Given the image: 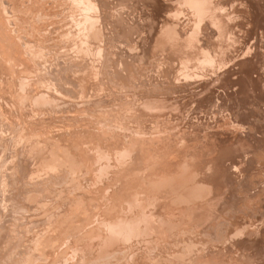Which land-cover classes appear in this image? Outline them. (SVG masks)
Returning a JSON list of instances; mask_svg holds the SVG:
<instances>
[{
	"label": "rangeland",
	"instance_id": "rangeland-1",
	"mask_svg": "<svg viewBox=\"0 0 264 264\" xmlns=\"http://www.w3.org/2000/svg\"><path fill=\"white\" fill-rule=\"evenodd\" d=\"M83 1L93 28L80 0H0V264H264V0Z\"/></svg>",
	"mask_w": 264,
	"mask_h": 264
},
{
	"label": "bare ground",
	"instance_id": "bare-ground-1",
	"mask_svg": "<svg viewBox=\"0 0 264 264\" xmlns=\"http://www.w3.org/2000/svg\"><path fill=\"white\" fill-rule=\"evenodd\" d=\"M82 1H83V0H82ZM82 1L80 0V3L83 4V6H84L83 9L85 10L83 13L86 14V15L84 16V18H85L84 21H86V23L89 24L88 26H91L92 24L94 25L95 22L93 21L92 17H91V16H88V15H90V14H89V13H88V14L85 13V12H87V10L89 11V8L91 7L90 5H92V4L90 3V5H89L88 3L86 4V1H83V2H82ZM87 1H88V0H87ZM166 1H167V0H166ZM188 1H189V0H186V2L188 3L187 5H189V3H190V1H189V2H188ZM195 1H197V3H199L198 0H194V5H193V0H192L191 3H192L193 6H192V5H191V6L194 7L193 9L196 10L198 7L196 8L195 6H198V5L200 6V4L196 5ZM214 1H216V0H214ZM226 1H227V0H226ZM226 1H225V3H226ZM232 1H233V0H232ZM237 1H239V0H237ZM237 1H235V2H237ZM242 1H243V0H242ZM84 2H85V3H84ZM88 2H90V1H88ZM91 2H92V1H91ZM104 2H105V1H104ZM171 2H172V0H171ZM174 2H175V1H174ZM177 2H178V1H177ZM205 2H207V0H206ZM205 2H204V0H203V3H204V4H206ZM208 2H209V1H208ZM208 2H207V3H208ZM210 2H212V1H210ZM229 2H230V1H229ZM239 2H240V1H239ZM99 3H100V2H99ZM184 3H185V1H184ZM191 3H190V4H191ZM200 3L202 4V1H201V0H200ZM231 3H233V2H231ZM242 3H244V1H243ZM94 4H95V3H94ZM166 4H167V3H166ZM175 4H176V5H179V4H177V3H175ZM175 4H174V5H175ZM182 4H183V3H182ZM182 4H180V5H182ZM213 4H214V3H213ZM216 4L218 5V3H216ZM216 4H215V5H216ZM219 4H220V3H219ZM222 4H223V3H222ZM234 4H236V3H234ZM102 5H103V4H102ZM109 5H110V4H109ZM171 5H172V4H171ZM183 5L185 6V4H183ZM183 5H182V7H183ZM187 5H186L185 7H187ZM202 5H203V4H202ZM202 5L200 6V8L202 7ZM215 5H214V6H215ZM224 5H226V4H224ZM227 5H229V4L227 3ZM232 5H233V4H232ZM238 5H239V8H240V5H241V4H238ZM77 6H78V4H77ZM88 6H89V7H88ZM92 6H93V5H92ZM96 6H97V5H96ZM113 6H114V5H113ZM191 6L189 5V7H191ZM209 6H210V7H209ZM209 6H206V5L204 6V5H203V7L201 8L202 10L198 8L197 10H200V11H197V10H196V11L198 12V13H197V12L194 10V12L197 13V15H201V16H202V14H200L199 12H206V14H208V13H209V14H210V13H213V12H211V10H212L213 7H212V5H211L210 3H209ZM220 6H221V5H220ZM220 6H219V7H220ZM222 6H223V5H222ZM243 6H244V4H243ZM243 6H241V7H243ZM247 6H248V5H247ZM247 6H246V7H247ZM81 7H82V6H81ZM146 7H147V6H146ZM161 7H162V6H161ZM167 7H168V6H167ZM174 7H175V6H174ZM211 7H212V8H211ZM219 7H218V8H219ZM248 7H249V6H248ZM67 8H69V7H67ZM73 8H74V7H73ZM77 8H78V7H77ZM95 8H96V7H95ZM101 8H102V7H101ZM139 8H140V7H139ZM155 8H156V6H155ZM168 8H169V7H168ZM179 8H181V7H179ZM218 8H217V9H218ZM223 8H224V9H223V11H224V10H226L227 7H226V6H225V7L223 6ZM80 9H81V8H80ZM171 9H172V8H171ZM184 9H185V8H184ZM191 9H192V8H191ZM210 9H211V10H210ZM231 9H235V8H231ZM231 9H230V10H231ZM242 9H243V8H242ZM96 10H97V8H96ZM109 10H110V9H109ZM165 10H166V9H165ZM178 10H179V9H178ZM220 10H222V9H220ZM235 10H236V9H235ZM246 10H248V9H246ZM250 10H251V9H250ZM252 10H253V9H252ZM80 11H81V10H80ZM80 11H79V12H80ZM93 11H94V10H93ZM106 11H107V10H106ZM111 11H112V10H111ZM158 11H159V10H158ZM181 11H182V8H181ZM184 11H185V10H184ZM191 11H192V10H191ZM212 11H214V10H212ZM218 11H219V9H218ZM223 11H221V14H222ZM228 11H229V10H228ZM239 11H240V10H239ZM242 11H243V10H242ZM96 12H97V11H96ZM102 12H103V11H102ZM162 12H163V11H162ZM162 12H161V13H162ZM165 12H167V11H165ZM172 12H173V11H172ZM175 12H176V10H175ZM186 12H187V10H186ZM188 12H189V11H188ZM188 12H187V13H188ZM219 12H220V11H219ZM225 12H226V11H225ZM225 12H224V13H225ZM236 12H237V11H236ZM11 13H12V12H11ZM159 13H160V12H159ZM176 13H177V12H176ZM178 13H179V12H178ZM183 13H184V12H183ZM187 13H186V14H187ZM192 13H193V12H192ZM214 13H215V12H214ZM214 13L212 14L211 17L214 16ZM216 13H218V12H216ZM216 13H215V14H216ZM224 13H223V14H224ZM226 13H227V12H226ZM231 13H232V12H231ZM72 14H73V13H72ZM95 14H96V13H95ZM152 14H153V13H152ZM166 14H168V13H166ZM184 14H185V13H184ZM221 14H220V15H221ZM223 14H222V17L224 16ZM234 14H235V13H234ZM78 15H79V14H78ZM80 15H81V13H80ZM113 15H114V14H113ZM156 15H157V14H156ZM170 15L173 16V14H170ZM178 15H179V14H178ZM178 15H177V16H178ZM190 15H191V13H190ZM190 15H189V16H190ZM197 15H196V16H197ZM227 15H228V14H227ZM227 15H226V17H229V16H227ZM243 15H246V13L243 14ZM247 15H248V14H247ZM75 16H76V15H75ZM93 16H94V15H93ZM95 16H96V15H95ZM111 16H112V15H111ZM172 16H171V18H172ZM193 16H194V13H193ZM196 16H195V17H196ZM208 16H209V15H208ZM218 16H219V15H218ZM239 16H240V15H239ZM154 17H155V16H154ZM157 17H158V16H157ZM157 17H155V18H157ZM162 17H163V16H162ZM182 17H183V15H182ZM185 17H186V16H185ZM197 17H198V16H197ZM204 17L206 18V16H203V18H204ZM224 17H225V16H224ZM224 17H223V18H224ZM226 17H225V18H226ZM231 17H232V18H231L230 21H232V19H233V15H232V14H231ZM235 17L237 18L236 14H235L234 18H235ZM97 18H98V17H97ZM187 18H188V20H189V18H191V17H187ZM200 18H201V17H200ZM203 18H201V19H203ZM213 18H214V17H213ZM215 18H216V16H215ZM215 18H214V19H215ZM218 18H219V17H218ZM236 18H235V19H236ZM239 18H240V17H239ZM246 18H247V17H246ZM10 19H11V18H10ZM176 19H179V18H176ZM184 19H185V18H184ZM211 19H212V18H211ZM229 19H230V18H229ZM229 19H228V20H229ZM109 20L111 21V19H109ZM157 20H158V19H157ZM160 20H161V19H160ZM167 20H168V19H167ZM182 20H183V19H182ZM192 20H193V19H192ZM194 20H195V19H194ZM207 20H208V19H207ZM207 20H206V21H207ZM217 20H218V19H217ZM226 20H227V19H226ZM226 20H225V21H226ZM236 20H237V19H236ZM148 21H149V20H148ZM161 21H162V20H161ZM170 21H171V20H170ZM201 21L203 22V20H201ZM218 21H219V20H218ZM221 21H222V19H221ZM238 21H239V19H238ZM238 21H237V22H238ZM111 22H112V21H111ZM172 22H173V21H172ZM177 22H178V21H177ZM177 22H176V25H177ZM182 22H183V21H182ZM195 22H196V21H195ZM198 22H199V21H198ZM210 22H211V21H210ZM234 22H235V20H234ZM237 22H236V24H237ZM240 22H242V21H240ZM77 23H78V21H77ZM169 23H170V22H169ZM178 23H179V22H178ZM204 23H206V22L204 21ZM207 23H209V22H207ZM214 23H216V22L214 21L213 24H214ZM221 23H222V22H221ZM229 23H231V22H229ZM105 24H106V23H105ZM110 24H111V23H110ZM161 24H162V22H161ZM180 24H182V23H180ZM190 24H191V23H190ZM190 24H189V21H188V24H187V25H190ZM200 24H201V23H200ZM216 24H217V23H216ZM216 24H215V25H216ZM219 24H220V22H219ZM246 24H247V23H246ZM246 24H244V25H246ZM252 24H253V23H252ZM98 25H99V24H98ZM163 25H164V24H163ZM167 25H168V24H167ZM167 25H166V26H167ZM173 25H174V24H173ZM182 25H183V24H182ZM182 25H180V26L182 27ZM196 25H197V24H196ZM202 25H203V24H202ZM209 25H210V24H209ZM209 25H207L206 28H209V27H208ZM225 25H226V24H225ZM229 25H230V24H229ZM232 25H233V24H232ZM247 25H248V24H247ZM147 26H148V25H147ZM171 26H172V25H171ZM171 26L169 27V29H171V31H172L173 28H172ZM190 26H191V25H190ZM210 26H211V25H210ZM241 26H242V25H241ZM95 27H96V26H95ZM102 27H103V26H102ZM109 27H110V26H109ZM167 27H168V26H167ZM200 27H201V25H200ZM91 28H93V27L91 26ZM96 28H97V27H96ZM157 28H158V27H157ZM160 28H161V27H160ZM174 28H176V27H174ZM177 28H180V27H177ZM188 28H189V27H188ZM193 28H194V26H193ZM193 28H192V29H193ZM204 28H205V27H204ZM216 28H217V26H216ZM231 28H232V27H231ZM236 28H237V25H236ZM236 28L234 27V29H236ZM242 28H244V27H242ZM88 29H89V28H88ZM88 29H87V30H88ZM145 29H146V28H145ZM189 29H190V28H189ZM189 29H188V30H189ZM209 29H210V28H209ZM212 29H213V28H212ZM223 29H224V28H223ZM229 29H230V28H229ZM232 29H233V28H232ZM87 30H86V31H87ZM105 30H106V29H105ZM108 30H109V29H108ZM158 30H159V28L157 29V31H158ZM160 30H162V28H161ZM160 30H159V31H160ZM165 30H166V29H165ZM176 30H178V29H176ZM184 30H185V28H184ZM194 30H195V28H194ZM196 30H197V28H196ZM196 30H195V31H196ZM221 30H222V29H221ZM243 30H244V29H243ZM250 30H251V29H250ZM250 30H249V31H250ZM103 31H104V30H103ZM106 31H107V30H106ZM168 31H169V30H168ZM174 31H175V30H173L172 32H174ZM179 31H181V30H179ZM179 31H177V32H179ZM190 31H191V30H190ZM192 31H193V30H192ZM201 31H202V30H201ZM201 31H200V32H201ZM209 31H210V30H209ZM240 31H241V30H240ZM88 32H89V31H88ZM91 32H92V30H91ZM94 32H95V31H94ZM94 32H93V33H94ZM142 32H143V31H142ZM142 32H141V34H142ZM161 32H162V31H161ZM181 32H183V31H181ZM184 32H186V31H184ZM200 32L198 31V33H200ZM210 32H211V31H210ZM235 32H236V30H235ZM124 33H125V32H124ZM162 33H163V32H162ZM162 33H160V34L158 33V35H161V36H162ZM166 33H168V32H165V34H166ZM196 33H197V31H196ZM206 33H207V32H206ZM215 33H216V31H215ZM223 33H224V32H223ZM253 33H254V32H253ZM261 33H262V32H261ZM90 34H91V33H90ZM104 34H105V33H104ZM154 34H155V33H154ZM165 34H164V35H165ZM169 34H171L172 36H170ZM169 34H166V35H167V37L170 36V39H171V40H173V39H172L173 37H175L176 40H178L179 37H178V38L176 37L177 34H178V36H181V35H179V33H177L176 36H173V34L175 35V33H171V32H170ZM184 34H185V33H184ZM188 34H189V32H188ZM188 34H187V35H188ZM192 34L194 35L195 33H192ZM192 34H191V35H192ZM200 34H201V33H200ZM202 34H204V32H203ZM211 34H212V33H211ZM232 34H233V33H232ZM235 34H237V33H235ZM235 34H234V35H235ZM240 34H241V33H240ZM245 34H247V33H245ZM147 35H148V34H147ZM164 35H163V36H164ZM182 35H183V34H182ZM185 35H186V34H185ZM185 35H184V36H185ZM191 35H190V37H191ZM195 35H196V34H195ZM206 35H207V34H205V36H206ZM213 35H214V34H213ZM230 35H231V34H230ZM237 35H238V34H237ZM86 36H87V34H86ZM93 36L95 37L96 34L94 33V35H92V37H93ZM100 36H101V35H100ZM102 36H103V35H102ZM107 36H108V35H107ZM198 36H199V35H198ZM261 36H262V35H261ZM144 37H145V36H144ZM159 37H160V36H159ZM164 37H165V36H164ZM181 37H182V36H181ZM188 37H189V36H188ZM193 37H194V36H193ZM193 37H191V38H193ZM208 37H211V36H210V33H209V36H208ZM225 37H226V36H225ZM233 37H234V36H233ZM240 37H241V36H240ZM182 38H183V37H182ZM205 38H206V37H205ZM212 38H213V37H212ZM252 38H254V36H253ZM257 38H258V37H257ZM95 39H96V38H95ZM132 39H133V38H132ZM164 39L166 40V38H164ZM188 39H190V38H188ZM195 39H196V38H195ZM195 39H194V40H195ZM199 39L201 40V38H199ZM227 39H228V38H227ZM229 39H230V38H229ZM234 39H235V38H234ZM250 39H251V38H250ZM250 39H249V40H250ZM262 39H263V38H262ZM141 40H142V39H141ZM158 40H159V39H158ZM161 40H162V39H161ZM165 40H164V41H165ZM186 40H187V39H186ZM186 40H185V41H186ZM190 40H192V39H190ZM190 40H187L188 43L185 42V43H187L186 45H188V44L190 45V44H191V41H190ZM222 40H223V37H222ZM230 40H232V38H231ZM230 40H229V41H230ZM242 40H243V39H242ZM249 40H248V41H249ZM183 41H184V40H183ZM192 41H193V40H192ZM202 41H203V40H201V42H202ZM207 41H208V40H207ZM211 41H213V40H211ZM235 41H236V40H235ZM240 41H241V40H240ZM147 42H148V41H147ZM151 42H152V41H151ZM154 42H155V41H154ZM156 42H157V41H156ZM166 42H169V41H166ZM179 42H180V41H179ZM198 42H199V40H198ZM198 42H192V43H194V44H195V43L198 44ZM201 42H200V43H201ZM215 42H216V41H215ZM215 42H214V43H215ZM227 42H228V41H227ZM241 42H242V41H241ZM245 42H246V41H244V43H245ZM251 42H253V41L251 40ZM261 42H262V41H261ZM0 43H1V42H0ZM93 43H94V42H93ZM161 43H162V41H161ZM164 43H165V42H164ZM176 43H177V42H176ZM181 43H183V42H181ZM200 43H199V44H200ZM259 43H260V42H259ZM76 44H77V43H76ZM88 44H89V43H88ZM133 44H134V43H133ZM156 44H157L158 46L161 45L160 43H155V44H153V45H156ZM178 44H179V43H178ZM81 45H82V44H81ZM81 45H80V46H81ZM84 45H86V44H84ZM91 45H92V43L90 44L89 47L92 48ZM134 45H135V44H134ZM141 45H142V44H141ZM141 45H140V46H141ZM189 45H188V49L190 48ZM212 45H213V44H212ZM215 45H216V44H215ZM235 45H236V44H235ZM243 45H244V44H243ZM250 45H251V44H250ZM80 46H79V47H80ZM132 46H133V45H132ZM158 46H157V47H158ZM178 46H181V45L179 44ZM183 46H184V45H183ZM196 46H197V45H196ZM200 46H202V45H200ZM200 46H199V48H200ZM207 46H208V45H207ZM207 46H206V44H205V46H204V44H203V47H202V48L207 47ZM229 46H230V45H229ZM229 46H228V47H229ZM231 46H232V45H231ZM231 46H230V47H231ZM87 47H88V46H87ZM87 47H86V48H87ZM136 47H138V46L136 45ZM159 47H160V46H159ZM161 47H163V46H161ZM164 47H167V45L164 46ZM175 47H176V44H175ZM248 47H249V46H247V48H248ZM254 47H255V46H254ZM119 48H120V47H119ZM138 48H139V47H138ZM138 48H136V49H138ZM171 48H172V47H171ZM193 48H194V47H192V44H191V49H193ZM196 48H197V47H196ZM199 48H198V49H199ZM202 48H200L201 51H202ZM207 48H208V47H207ZM207 48H206V49H207ZM231 48L233 49V47H231ZM80 49H81V48H79V50H80ZM83 49H84V48H83ZM83 49H81V52H82ZM96 49H98V48H96ZM163 49H165V48H163ZM188 49H187V50H188ZM198 49H197V50L195 49V51H194V49H193L192 52L194 51V53H195L196 51H199V54H200L201 52H200V50H198ZM206 49H205V50H206ZM87 50H88V49H87ZM91 50H92V49H91ZM93 50H94V48H93ZM151 50H152V49H151ZM154 50H156V48H154ZM154 50H153V51H154ZM172 50H173V49H172ZM185 50H186V49H185ZM205 50H204V51H205ZM236 50H237V49H236ZM83 51H84V50H83ZM96 51H97V50H96ZM96 51H95V55L97 54ZM115 51H116V50H115ZM159 51H160V49H159ZM163 51H164V50H163ZM180 51H182V50H180ZM190 51H191V50H190ZM190 51H189V55H188V53H186V51H185V53H186L188 56H190V54H191V56H193V53H192V52L190 53ZM212 51L215 52L214 50H212ZM225 51H226V50H225ZM243 51H244V50H243ZM247 51L249 52L248 49H247ZM247 51H245V52H247ZM75 52H76V51H75ZM79 52H80V51H79ZM102 52H103V51H102ZM176 52H178V51L176 50ZM182 52H183V51H182ZM182 52H181V53H182ZM218 52L220 53V51H218ZM218 52H216V53H218ZM226 52H227V51H226ZM230 52H231V50H230ZM245 52H244V53H245ZM248 52H247V53H248ZM252 52H253V51H252ZM67 53H68V52H67ZM77 53H78V52H77ZM83 53H84V52H83ZM150 53H151V52H150ZM157 53H158V52H157ZM162 53H163V52H162ZM166 53H167V52H166ZM166 53H165V54H166ZM206 53H207V51H206ZM206 53H205V55H206L205 57H206V58L208 57V53H209V56H211V55H210V52H208L207 54H206ZM216 53H215V55H216ZM38 54H39V52H38ZM105 54H106V53H105ZM140 54H141V53H140ZM163 54H164V53H163ZM171 54H172V53H171ZM173 54H174V53H173ZM197 54H198V53H196V56H197ZM199 54H198V55H199ZM201 54H202V56H204V53H201ZM221 54H223V53H221ZM225 54H226V53H225ZM230 54H231V53H230ZM234 54H235V53H233V55H234ZM236 54H237V53H236ZM236 54H235V56H236ZM248 54H249V53H248ZM62 55H63V54H62ZM80 55L82 56V54H80ZM80 55H79V56H80ZM87 55H90V54L88 53ZM137 55H138V54H137ZM159 55H160V54H159ZM159 55H158V56H159ZM182 55H183V54H182ZM212 55H214V53H212ZM215 55H214V56H215ZM219 55H220V54H219ZM219 55H218V56H219ZM226 55H227V54H226ZM239 55H241V54H239ZM66 56H67V54H66ZM81 56H80L79 58H81ZM101 56H102V55H101ZM156 56H157V55H156ZM158 56H157V58H159ZM160 56H161V55H160ZM164 56H166V55H164ZM169 56H170V55H169ZM177 56H178V58H179V55H177ZM188 56L185 55V58H187ZM202 56H200V58H201ZM214 56H213L212 58H215ZM216 56H217V55H216ZM241 56H242V55H241ZM6 57H7V56H6ZM74 57H75V56H74ZM90 57H91V56H90ZM131 57H132V56H131ZM134 57H135V56H134ZM161 57H162V56H161ZM161 57H160V58H161ZM197 57H198V56H197ZM197 57H196V58H192L193 61H194V59L197 60ZM220 57H221V56H220ZM224 57H225V55H224ZM230 57H232V55H231ZM69 58H71V56H70ZM76 58H77V57H76ZM88 58H89V57H88ZM88 58H87V59H88ZM91 58H92V57H91ZM94 58H96V57H94ZM103 58H104V57H103ZM151 58H152V57H151ZM153 58H155V57H153ZM153 58H152V59H153ZM165 58H166V57H165ZM167 58H168V56H167ZM170 58H171V57H170ZM172 58H173V57H172ZM172 58H171V59H172ZM174 58H176V57H174ZM190 58H191V57H189V59H190ZM212 58L209 60V57H208L206 60H205V59H204V60H205V61H209V63H210V61L212 62ZM225 58H226V57H225ZM228 58H229V57H228ZM67 59H68V58H67ZM118 59H119V58H118ZM162 59H163V58H162ZM179 59H182V58L180 57ZM179 59H178V60H179ZM183 59H184V57H183ZM189 59L187 58V60H185V61H188ZM198 59H199V58H198ZM201 59H202V58H201ZM216 59H217V58H216ZM216 59H215V60H216ZM220 59H221V58H220ZM226 59H227V58H226ZM226 59H225V62L228 63V61H227ZM235 59H236V58L234 57V60H235ZM55 60H56V59H55ZM89 60H90V59H89ZM89 60H88V61H89ZM104 60H105V59H104ZM111 60H112V59H111ZM147 60H148V59H147ZM159 60H161V59H159ZM166 60H168V59H166ZM174 60H175V59H174ZM174 60L172 59V61H174ZM228 60H229V59H228ZM230 60H231V59H230ZM48 61H49V60H48ZM94 61H96V60L94 59ZM94 61H93V63H94ZM97 61H98V60H97ZM105 61H106V60H105ZM118 61H119V60H118ZM161 61H162V60H161ZM175 61H176V63H177V60H175ZM189 61H190V60H189ZM193 61H192V62H193ZM200 61H201V60H200ZM213 61H214V60H213ZM66 62H67V61H66ZM89 62H90V61H89ZM91 62H92V61H91ZM137 62H138V61H137ZM167 62H168V61H167ZM170 62H171V61H170ZM181 62H183V60H182ZM195 62H199V61H195ZM201 62H202V61H201ZM201 62H200V63H201ZM216 62H218V61H216ZM216 62H214V64H215ZM219 62H220V61H219ZM117 63H118V62H117ZM150 63H151V62H150ZM159 63H160V62H159ZM164 63H166V62H164ZM168 63H169V62H168ZM168 63H167V64H168ZM176 63H174V64H176ZM186 63H187V62H186ZM193 63H194V62H193ZM221 63H222V62H221ZM229 63H230V62H229ZM79 64H80V61H79ZM95 64H96V63H95ZM104 64H105V63H104ZM113 64H115V63H113ZM121 64H122V63H121ZM130 64H131V63H130ZM135 64H136V63H135ZM137 64H138V63H137ZM156 64H157V63H155V65H156ZM184 64H185V63H184ZM184 64H183V65H184ZM214 64H213V65H214ZM224 64H225V63H224ZM75 65H76V64H75ZM82 65H83V64H82ZM93 65H94V64H93ZM160 65H161V64H160ZM160 65H159V66H160ZM169 65H170V63H169ZM178 65H179V64H178ZM187 65H188V63H187ZM200 65H201V64H200ZM203 65H205V64L203 63ZM219 65H220V64H219ZM227 65H228V64H227ZM67 66H68V65H67ZM101 66H102V65H101ZM109 66H110V65H109ZM156 66H158V65H156ZM164 66H166V65H164ZM172 66H174V65H172ZM180 66H182V65H180ZM184 66H185V65H184ZM189 66H190V65H189ZM192 66H195V65H192ZM225 66H226V65H225ZM225 66H224V67H225ZM76 67L78 68V66H76ZM80 67H81V65H80ZM80 67H79V68H80ZM82 67H83V66H82ZM128 67H129V66H128ZM131 67H132V66H131ZM139 67H140V66H139ZM144 67H145V66H144ZM170 67H171V66H170ZM174 67H175V66H174ZM174 67H173V68H174ZM177 67H178V66H176V70L179 69V68H177ZM197 67H199V65H198ZM203 67H204V66H203ZM205 67H206V66H205ZM222 67H223V66H222ZM224 67H223V68H224ZM228 67H229V66H228ZM59 68H60V67H59ZM68 68H69V67H68ZM90 68H92V67L90 66ZM94 68H96V66H95ZM94 68H93V69H94ZM114 68H115V67H114ZM152 68H153V67H152ZM152 68H151V69H152ZM154 68H155V67H154ZM157 68H158V67H157ZM160 68H162V67H160ZM166 68H167V67H166ZM166 68H165V70H162V71H166ZM187 68H188V67H187ZM191 68H192V67H191ZM209 68H210V66H209ZM71 69H72V68H71ZM73 69H75V68H73ZM84 69H85V67H84ZM88 69H89V68H88ZM103 69H104V68H103ZM108 69H109V68H108ZM133 69H134V68H133ZM144 69H145V68H144ZM158 69H159V68H158ZM171 69H172V67H171ZM171 69H170V70H171ZM188 69H189V68H188ZM192 69H193V68H192ZM200 69H201V68H200ZM200 69H199V70H200ZM204 69H205V68H204ZM214 69H215V68H214ZM56 70H57V69H56ZM67 70H70V69H67ZM79 70H82V68L79 69ZM86 70H87V69H86ZM96 70H97V69H96ZM117 70H118V69H117ZM152 70H154V69H152ZM168 70H169V69H168ZM168 70H167V71H168ZM181 70H182V69H181ZM184 70H187V69H184ZM193 70H195V69H193ZM205 70H206V69H205ZM222 70H223V69H222ZM70 71H71V70H70ZM75 71H76V70H74V74H77V72H75ZM82 71H83V70H82ZM130 71H131V70H130ZM154 71H155V70H154ZM156 71H157V70H156ZM158 71H160V70H158ZM158 71H157V72H158ZM83 72H84V71H83ZM88 72H89V70H88ZM105 72H106V71H105ZM131 72H133V71H131ZM131 72H130V74H131ZM171 72H173V71H171ZM174 72H175V69H174ZM180 72H181V71H180ZM188 72H189V71H188ZM207 72H208V69H207ZM96 73H97V72H96ZM116 73H117V72H116ZM143 73H144V72H143ZM159 73H160V72H159ZM161 73H162V72H161ZM168 73H169V72H167V74H168ZM175 73H176V72H175ZM177 73H178V72H177ZM177 73H176V75H178ZM191 73H192V72H191ZM193 73H194V72H193ZM14 74H15V73H14ZM69 74H70V72H69ZM80 74H81V73H80ZM92 74H93V73H92ZM109 74H110V73H109ZM111 74H112V73H111ZM111 74H110V75H111ZM122 74H123V72H122ZM153 74H154V73H153ZM157 74H158V73H157ZM157 74H156V75H157ZM164 74H165V73H163V74H161V75H164ZM182 74H183V72H182ZM186 74H187V73H186ZM249 74H250V73H249ZM39 75H40V74H39ZM94 75L96 76L97 74L94 73ZM118 75H119V74H118ZM128 75H129V74H128ZM156 75H155V77H156ZM170 75H171V73H170ZM172 75H173V73H172ZM174 75H175V74H174ZM176 75H175V76H176ZM190 75H191V74H190ZM203 75H204V74H203ZM233 75H234V74H233ZM59 76H60V75H59ZM70 76H71V75H70ZM70 76H69V77H70ZM77 76H78V75H77ZM87 76H88V75H87ZM153 76H154V75H153ZM158 76H160V75L158 74ZM165 76H166V74H165ZM167 76H168V75H167ZM179 76H180V75H179ZM179 76H178V79H179ZM193 76H194V75H193ZM65 77H66V76H65ZM80 77H81V76H80ZM80 77H79V78H80ZM110 77H111V76H110ZM160 77H161V76H160ZM171 77H172V76H171ZM197 77H198V76H197ZM204 77H205V75H204ZM67 78H68V77H67ZM67 78H66V79H67ZM73 78H74V77H73ZM131 78H132V77H131ZM164 78H165V77H164ZM167 78H168V77H166L165 79H167ZM195 78H196V77H195ZM200 78H201V77H200ZM77 79H78V77H77ZM94 79H95V78H93V80H94ZM133 79H134V78H133ZM162 79H163V78H162ZM168 79H169V78H168ZM170 79H171V78H170ZM170 79H169V80H170ZM174 79H175V77L173 78V80H174ZM178 79H177V80H178ZM181 79H182V78H181ZM197 79H198V78H197ZM11 80H12V79H11ZM71 80H72V79H71ZM73 80H74V79H73ZM75 80H76V79H75ZM75 80H74V81H75ZM82 80H83V79H82ZM86 80H87V79H86ZM86 80H85V82H86ZM89 80H90V79H89ZM112 80H113V78H112ZM137 80H138V78H137ZM160 80H161V79H160ZM175 80H176V79H175ZM175 80H174V81H175ZM48 81H49V80H48ZM51 81H52V80H51ZM51 81H50V82H51ZM64 81H65V80H64ZM64 81H63V82H64ZM78 81H79V80H78ZM80 81H81V80H80ZM109 81H110V80H109ZM135 81H136V80H135ZM163 81H164V80H163ZM166 81H167V80H165V82H166ZM170 81H171V80H170ZM23 82H24V80H23ZM25 82H26V81H25ZM50 82H49V83H50ZM66 82H67V80H66ZM81 82H82V81H81ZM83 82H84V81H83ZM106 82H107V81H106ZM118 82H120V81H118ZM132 82H134V81H132ZM165 82H164V83H165ZM47 83H48V82H47ZM61 83H62V82H61ZM74 83H79V82H73V84H74ZM110 83H111V81H110ZM110 83H108V84H110ZM113 83H114V82H113ZM171 83H173V82H171ZM22 84H23V83H22ZM51 84H52V83H51ZM51 84H49V85H51ZM55 84H56V83H55ZM63 84H64V83H63ZM63 84H61V85H63ZM85 84H86V83H85ZM85 84H84V85H85ZM120 84H121V83H120ZM129 84H130V83H129ZM129 84H128V85H129ZM143 84H144V83H143ZM53 85H54V84H53ZM68 85H69V84H68ZM71 85H72V84H71ZM76 85H77V84H76ZM89 85H90V83H89ZM121 85H122V84H121ZM137 85H139V84H137ZM137 85H136V86H137ZM141 85H142V84H141ZM150 85H151V84H150ZM168 85H169V84H168ZM175 85H176V83H175ZM90 86H91V85H90ZM114 86H115V85H114ZM129 86H130V85H129ZM142 86H143V85H142ZM158 86H159V85H158ZM62 87H64V86H62ZM67 87H68V86H67ZM73 87H76V86L74 85ZM73 87H72V88H73ZM77 87H78V86H77ZM98 87H99V86H98ZM98 87H97V89H98ZM92 88H93V87H92ZM95 88H96V87H95ZM99 88H101V87H99ZM110 88H111V87H110ZM110 88H109V89H110ZM117 88H118V87H117ZM131 88H132V87H131ZM157 88H158V87H157ZM67 89H68V88H66V90H67ZM74 89H75V88H74ZM113 89H114V88H113ZM139 89H140V88H139ZM146 89H147V88H146ZM159 89H160V88H159ZM64 90H65V89H64ZM70 90H71V86H70ZM70 90H69V91H70ZM75 90H76V89H75ZM88 90H89V89H88ZM95 90H96V89H95ZM102 90L105 91L106 89H102ZM120 90L122 91L121 88L119 89V91H120ZM216 90H217V89H216ZM58 91H59V89H58ZM60 91H61V90H60ZM77 91H78V90H77ZM77 91H76V92H77ZM89 91H90V90H89ZM106 91H107V90H106ZM114 91H115V90H114ZM132 91H133V90H132ZM150 91H151V90H150ZM56 92H57V91H56ZM109 92H110V91H109ZM145 92H146V91H145ZM171 92H172V91H171ZM174 92H175V91H174ZM69 93H70V92H69ZM72 93L74 94V92L71 91V94H72ZM77 93H78V92H77ZM89 93H90V92H89ZM93 93H94V92H93ZM97 93H98V92H97ZM99 93H100V92H99ZM126 93H127V92H126ZM137 93H138V92H137ZM60 94H61V93H60ZM63 94H64V93H63ZM73 94H72V95H73ZM81 94H82V93H81ZM61 95H62V94H61ZM94 95H95V94H94ZM111 95H112V94H111ZM143 95H144V94H143ZM92 96H93V94H92ZM170 96H171V95H170ZM177 96H178V95H177ZM55 97H56V96H55ZM76 98H77V97H76ZM109 98H110V97H109ZM130 98H131V97H130ZM147 98H148V97H147ZM114 99H115V97H114ZM125 99H126V98H125ZM189 99H190V98H189ZM64 100H65V99H64ZM108 100H109V99H108ZM137 100H139V99H137ZM65 101H66V100H65ZM102 101H103V100H102ZM159 101H160V100H159ZM108 103H109V101H108ZM91 104H93V103H91ZM168 104H169V103H168ZM102 105H103V104H102ZM146 105H147V104H146ZM68 106H69V105H68ZM203 106H204V105H203ZM122 109H123V108H122ZM162 110H163V109H162ZM143 111H144V110H143ZM108 113H109V112H108ZM123 113H124V112H123ZM46 114H47V113H46ZM132 114H133V113H132ZM121 115H122V114H121ZM125 115H126V114H125ZM133 115H134V114H133ZM158 115H159V114H158ZM100 116H101V115H100ZM115 116H116V115H115ZM159 116H161V115H159ZM59 117H60V116H59ZM142 117H143V116H142ZM148 117H150V116H148ZM148 117H147V118H148ZM163 117H164V116H163ZM126 118H127V117H126ZM126 118H125V120H126ZM157 118H158V117H157ZM127 119L130 120V118H127ZM149 119H150V118H149ZM153 119H154V118H153ZM182 119H183V118H182ZM66 120H67V119H66ZM71 120L73 121V119H71ZM150 120H151V119H150ZM157 120H158V119H157ZM162 120H163V119H162ZM175 120H176V119H175ZM107 121H108V120H107ZM202 121H203V120H202ZM80 122H81V121H80ZM159 122H160V121H159ZM111 123H113V122H111ZM145 123H146V122H145ZM151 123H152V122H151ZM132 124H133V123H132ZM132 126H133V125H132ZM137 127H138V126H137ZM36 130H37V129H36ZM187 130H188V129H187ZM111 131H112V130H111ZM116 131H117V130H116ZM132 131H133V130H132ZM181 132H182V131H181ZM69 133H70V132H69ZM61 134H62V133H61ZM95 134H96V133H95ZM54 135H55V134H54ZM121 135H122V134H121ZM133 136H134V134H133ZM37 138H38V137H37ZM61 138H62V137H61ZM113 138H114V137H113ZM46 139H47V138H46ZM122 139H123V138H122ZM166 139H167V138H166ZM101 140H103V139H101ZM116 140H117V139H116ZM139 140H140V139H139ZM60 141H61V140H60ZM60 141H59V142H60ZM64 141H65V139H64ZM127 141H128V140H127ZM135 141H136V140H135ZM135 141H134V143H135ZM190 141H191V140H190ZM77 142H78V141H77ZM94 142H95V141H94ZM119 142H120V140H119ZM146 142H147V141H146ZM153 142H154V141H153ZM123 143H125V142H123ZM139 143H140V142H139ZM103 144H104V143H103ZM135 144H136V143H135ZM154 144H156V143H154ZM12 145H13V144H12ZM63 145H64V144H63ZM69 145H70V144H69ZM69 145H68V146H69ZM76 145H77V144H76ZM89 145H90V144H89ZM124 145H125V144H124ZM140 145H141V144H140ZM185 145H186V144H185ZM197 145H198V144H197ZM204 145H205V144H204ZM61 146H62V145H60V147H61ZM73 146H74V145H73ZM173 146H174V145H173ZM12 147H13V146H12ZM64 147L66 148L67 146L64 145ZM64 147H61V148H64ZM48 148H49V147H48ZM61 148H60V149H61ZM65 148H64V150H63V153H64V152H69V150H66ZM67 148H68V147H67ZM71 148H72V147H71ZM1 149H2V148H1ZM78 149H79V148H78ZM96 149H97V148H96ZM65 150H66V151H65ZM72 150H73V149H71L70 151L72 152ZM113 150H114V149H113ZM149 150H150V149H149ZM177 150H179V149H177ZM192 150H193V149H192ZM225 150H226V149H225ZM28 151H30V150H28ZM61 151H62V149H61ZM61 151H60V152H61ZM73 151H75V146H74V150H73ZM76 151H77V150H76ZM76 151H75V152H76ZM94 151H95V150H94ZM215 151H216V150H215ZM221 151H222V150H221ZM49 152H50V151H49ZM60 152H59V153H60ZM77 152H78V151H77ZM205 152H206V151H205ZM209 152H210V151H209ZM225 152H226V151H225ZM13 153H14V152H13ZM19 153H20V152H19ZM140 153H141V152H140ZM182 153H183V152H182ZM185 153H186V152H185ZM190 153H191V152H190ZM195 153H196V151H195ZM3 154H4V153H3ZM60 154L63 155L62 152H61ZM60 154H59V156H61ZM69 154H70V153H69ZM187 154H188V153H187ZM53 155H54V154H53ZM53 155H51V156H53ZM66 155H68V153H67ZM70 155H71V154H70ZM77 155H78V154H77ZM82 155H83V154H82ZM98 155H100V154H98ZM98 155H97V156H98ZM48 156H49V155H48ZM54 156H55V155H54ZM54 156H53V157H54ZM68 156H69V155H68ZM73 156H76V155L72 154L71 157L73 158ZM79 156H80V155H79ZM95 156H96V155H95ZM97 156H96V157H97ZM2 157H3V156H2ZM15 157H16V156H15ZM53 157H51L52 160L55 159V161H56V158H53ZM55 157H56V156H55ZM63 157H64V156H63ZM66 157H67V156H66ZM76 157H77V156H76ZM76 157H74V159H73V163H74ZM100 157H101V156H100ZM217 157H218V156H217ZM57 158H59V157H57ZM69 158H70V156H69ZM77 158H78V157H77ZM193 158H194V157H193ZM43 159H44V158H43ZM49 159H50V157H49ZM64 159H65V157H64ZM64 159H63V160H64ZM67 159H68V158H67ZM92 159H93V158H92ZM22 160H23V159H22ZM50 160H51V159H50ZM65 160H66V159H65ZM68 160H69V159H68ZM68 160H66V161L68 162ZM76 160H77V159H76ZM16 161H17V160H16ZM48 161H49V160H48ZM79 161H80V160H79ZM106 161H107V159H106ZM13 162H14V161H13ZM50 162H51V161H50ZM60 162H61V158H60V160H59V163H60ZM75 162L78 163L77 161H75ZM82 162H83V161L79 162L80 164H79V163H78V164L81 165ZM103 162L105 163V159H104ZM108 162H109V161H107V163H108ZM188 162H189V160H188ZM188 162H187V163H188ZM202 162H203V160H202ZM57 163H58V161H56V164H57ZM59 163H58V164H59ZM64 163H65V162H64ZM73 163H72V164H73ZM194 163H195V162H194ZM205 163H206V162H204V165H205ZM34 164H35V163H34ZM44 164H45V163H44ZM70 164H71V163H70ZM109 164H110V163H109ZM152 164H153V163H152ZM152 164H151V165H152ZM192 164H193V162H192ZM208 164H209V163H208ZM223 164H224V162H223ZM13 165L15 166V163H14ZM42 165H43V164H42ZM47 165H48V164H47ZM59 165H60V164H59ZM59 165H58V166H59ZM65 165H66V164H65ZM74 165H75V163H74ZM79 165H78V167H79ZM148 165H149V164H148ZM151 165H150V166H151ZM190 165H191V164H190ZM260 165H261V164H260ZM36 166H38V165H36ZM54 166H55V163H54L53 167H54ZM60 166H61V165H60ZM70 166H72V165H70ZM187 166H188V165H187ZM200 166H201V164H200ZM207 166H208V165H207ZM55 167H56V166H55ZM124 167H125V166H124ZM153 167H154V166H153ZM175 167H176V166H175ZM178 167H179V166H178ZM178 167H177V168H178ZM192 167H193V166H192ZM194 167H195V165H194ZM210 167H211V164H210ZM232 167H233V166H232ZM0 168H1V167H0ZM13 168H14V167H13ZM17 168H18V167H17ZM40 168H41V167H40ZM43 168H44V166H43ZM46 168H47V166H46ZM64 168H65V166H64ZM66 168H67V166H66ZM109 168H110V167H109ZM126 168H127V167H126ZM132 168H133V167H132ZM137 168H138V167H137ZM137 168H136V169H137ZM142 168H143V167H142ZM147 168H148V167H147ZM177 168H176V169H177ZM196 168H197V167H196ZM214 168H215V167H214ZM35 169H36V168H35ZM38 169H39V168H38ZM47 169H48V168H47ZM56 169H57V168H56ZM58 169H59V168H58ZM58 169H57V170H58ZM70 169H73V166H72V168H70ZM74 169H75V168H74ZM78 169H79V168H78ZM81 169H82V168H81ZM134 169H135V168H134ZM140 169H141V168H140ZM149 169H151V168H149ZM200 169H201V168H200ZM211 169H212V168H211ZM15 170H16V167H15ZM31 170H32V169H31ZM40 170H41V169H40ZM45 170H46V169H45ZM60 170H62V169H60ZM66 170H67V169H66ZM151 170H152V169H151ZM29 171H30V170H28V172H29ZM33 171H34V170H33ZM42 171H43V170H42ZM51 171H53V170L51 169ZM54 171H55V169H54ZM71 171H72V170H71ZM81 171H82V170H81ZM136 171L140 173V171H138V170H134L133 172L136 173ZM143 171H144V170H142L141 172H143ZM166 171H167V170H166ZM191 171H192V170H191ZM205 171H206V170H205ZM205 171H204V172H205ZM216 171H217V170H216ZM14 172H15V171H14ZM38 172H39V171H38ZM62 172H63V170H62ZM64 172H65V171H64ZM64 172H63V173H64ZM68 172H69V171H68ZM124 172H125V171H124ZM128 172H129V171H128ZM131 172H132V171H131ZM131 172H129L130 175H128V176H130V177L132 176V175H131ZM133 172H132V173H133ZM176 172H177V170H176ZM187 172H188V171H187ZM256 172H257V171H256ZM2 173H3V172H2ZM9 173H10V172H9ZM34 173H35V172H34ZM40 173H41V172H40ZM54 173H55V172H54ZM57 173H60V172L58 171ZM63 173H61V174H63ZM73 173H74V172H73ZM73 173H72V174H73ZM96 173H97V172H96ZM105 173H106V172H105ZM117 173H118V172H117ZM126 173H127V171H126ZM143 173H144V172H143ZM160 173H161V172H160ZM174 173H175V172H174ZM192 173H193V172H192ZM196 173H197V172H196ZM228 173H229V172H228ZM13 174H14V173H13ZM26 174H27V173H26ZM28 174H29V173H28ZM64 174H65V173H64ZM67 174H68V173H67ZM185 174H187V173H185ZM201 174H202V172H201ZM220 174H221V173H220ZM7 175H8V174H7ZM29 175L31 176V174H29ZM33 175H34V174H33ZM37 175H39V174L37 173ZM42 175H43V174H42ZM47 175H48V174H47ZM54 175H55V174H54ZM95 175H96V174H95ZM99 175H100V174H99ZM124 175H126V174L124 173ZM124 175H123V176H124ZM136 175H138V174L136 173ZM140 175H141V174H140ZM149 175H150V174H149ZM149 175H148V176H149ZM151 175H152V174H151ZM182 175H183V174H182ZM197 175H198V174H197ZM204 175H205V174H204ZM14 176H15V175H14ZM34 176H35V175H34ZM49 176H50V175H49ZM57 176H58V175H57ZM57 176H56V177H57ZM115 176H116V175H115ZM118 176H119V175H118ZM128 176L126 175L124 178H127ZM148 176H147V177H148ZM169 176H170V175H169ZM188 176H189V174H188ZM198 176H199V175H198ZM216 176H217V175H216ZM12 177H13V176H12ZM44 177H46V175H45ZM44 177H42V178H44ZM61 177H62V176H61ZM132 177H133V176H132ZM141 177H142V176H141ZM149 177H151V176H149ZM156 177H157V176H156ZM158 177H159V176H158ZM161 177H162V176H161ZM179 177H180V175H179ZM179 177H178V178H179ZM185 177H186V176H185ZM204 177H205V176H204ZM208 177H210V174H209ZM32 178H33V177H32ZM34 178H35V177H34ZM121 178H122V176H121ZM134 178L137 179V177H134ZM134 178H133V179H134ZM145 178H146V176H145ZM145 178H144V179H145ZM180 178H181V177H180ZM214 178H215V177H214ZM230 178H231V177H230ZM11 179H12V178H11ZM63 179H65V178H63ZM107 179H108V178H107ZM122 179H123V178H122ZM133 179H132V180H133ZM141 179H142V178H141ZM147 179H148V178H147ZM150 179H152V178H150ZM170 179H171V178H170ZM174 179H175V178H174ZM183 179H184V175H183ZM183 179H182V180H183ZM196 179H197V178H196ZM201 179L203 180V174H202V178H201ZM232 179H233V177H232ZM38 180H39V179H38ZM38 180H37V181H38ZM101 180H102V179H101ZM129 180H130V179H129ZM129 180H128V181H129ZM134 180H135V179H134ZM134 180H133V181H134ZM167 180H168V179H167ZM187 180H188V179H187ZM214 180H215V179H214ZM3 181H4V180H3ZM7 181H8V180H7ZM7 181H6V182H7ZM39 181H40V180H39ZM39 181H38V182H39ZM51 181H52V180H51ZM81 181H82V180H81ZM152 181H153V179H152ZM152 181H151V182H152ZM156 181H157V180H156ZM160 181H161V180H160ZM160 181H159V182H160ZM171 181H172V180H171ZM183 181H185V180H183ZM189 181H190V180H189ZM42 182H43V181H42ZM113 182H114V181H113ZM120 182H121V180H120ZM134 182H135V181H134ZM144 182H145V181H144ZM154 182H155V181H154ZM164 182H165V181H164ZM194 182H195V181H194ZM31 183H32V182H31ZM44 183H45V182H44ZM52 183H54V182H52ZM62 183H63V182H62ZM125 183H126V185H127L128 182H125ZM149 183H150V182H149ZM181 183H182V182H181ZM181 183H180V184H181ZM199 183L202 184V181L199 182ZM199 183H197V184H199ZM242 183H243V182H242ZM38 184H39V183H38ZM55 184H56V183H55ZM63 184H64V183H63ZM123 184H124V183H123ZM123 184H121V185H123ZM140 184H141V183H140ZM144 184H145V183H144ZM153 184H154V186H155V183H153ZM160 184H161V183H160ZM162 184H163V183H162ZM173 184H174V182H173ZM178 184H179V183H178ZM191 184H192V183H191ZM45 185H46V184H45ZM104 185H105V184H104ZM121 185H120V186H121ZM150 185H151V184H150ZM156 185H157V184H156ZM164 185H165V184H164ZM166 185H167V184H166ZM166 185H165V187H166ZM171 185H172V184H171ZM176 185H177V184H176ZM215 185H216V184H215ZM40 186H41V184H40ZM40 186H38V187H40ZM56 186H57V185H56ZM117 186H118V185H117ZM123 186H124V185H123ZM131 186H132V185H131ZM141 186H142V185H141ZM147 186H149V185H147ZM167 186L169 187V186H170V183H169V185H167ZM178 186H179V185H178ZM186 186H187V185H186ZM200 186H201V185H200ZM220 186H221V185H220ZM28 187H29V186H28ZM30 187H31V186H30ZM46 187H47V186H46ZM133 187H134V185H133ZM135 187H136V186H135ZM162 187H163V186H162ZM189 187H190V186H189ZM194 187H195V186H194ZM216 187H217V186H216ZM99 188H100V187H99ZM114 188H115V187H114ZM120 188H121V187H120ZM149 188H150V187H149ZM151 188H152V186H151ZM151 188H150V189H151ZM155 188H156V187H155ZM158 188H159V187H158ZM163 188H164V187H163ZM171 188H172V187H171ZM173 188H174V187H173ZM182 188H183V187H182ZM198 188H200V189H198V190H199V191L201 190V192H202V189H204V188H201V187H198ZM19 189H21V188H19ZM25 189H26V188H25ZM33 189H34V188H33ZM59 189H60V188H59ZM115 189H116V188H115ZM118 189H119V188H118ZM125 189H126V188H125ZM153 189H154V188H153ZM205 189H206V188H205ZM218 189H219V188H218ZM28 190H29V189H28ZM49 190H50V192L52 191L51 188H49ZM49 190H47V191H49ZM71 190H72V189H71ZM151 190H152V189H151ZM193 190H194V188H193ZM198 190H197V191H198ZM24 191H25V190H24ZM34 191H36V190H34ZM39 191H40V190H39ZM112 191H113V190H112ZM116 191H118V190H116ZM134 191H135V190H134ZM140 191H141V190H140ZM153 191H154V190H153ZM195 191H196V190L192 191L193 194L190 193L191 198H193V195L195 194ZM28 192H30V191H28ZM54 192H55V189H54ZM120 192H121V190H120ZM142 192H144V191H142ZM145 192H146V190H145ZM151 192H152V191H151ZM151 192L148 193V190H147V193H148V194H151ZM173 192H174V191H173ZM204 192H205V190H204ZM31 193H32V192H31ZM41 193H42V192H41ZM44 193H45V192H44ZM125 193H127V192L125 191ZM165 193H166V192H165ZM196 193L198 194V192H196ZM6 194H7V193H6ZM27 194H28V193H27ZM29 194H30V193H29ZM50 194H51V193H50ZM109 194H110V193H109ZM115 194H116V193H115ZM120 194H121V193H120ZM153 194H154V193H153ZM160 194H161V193H160ZM160 194H159V195H160ZM197 194H196V196H197ZM199 194H200V193H199ZM206 194H207V193H206ZM206 194H205V195H206ZM48 195H49V194H48ZM205 195H204V196H205ZM39 196H40V195H39ZM181 196H182V195H181ZM200 196H201V195H200ZM24 197H25V196H24ZM28 197H31V196H28ZM121 197H122V196H121ZM137 197H138V196H137ZM151 197H153V196H151ZM69 198H70V197H69ZM167 198H168V197H167ZM174 198H175V197H174ZM28 199H30V198H28ZM32 199H33V198H32ZM117 199H118V198H117ZM127 199H128V197H127ZM164 199H165V198H164ZM164 199H163V200H164ZM89 200H90V199H89ZM147 200H148V199H147ZM182 200H184V199L182 198ZM182 200H181V201H182ZM202 200H203V199H202ZM31 201H32V200H31ZM71 201H72V200H71ZM91 201H92V200H91ZM112 201H113V200H112ZM167 201H168V200H167ZM5 202H6V201H5ZM92 202H93V201H92ZM159 202H160V201H159ZM161 202H162V201H161ZM183 202H184V201H183ZM24 203H25V202H24ZM95 203H96V202H95ZM116 203H117V202H116ZM129 203H130V202H129ZM164 203H165V201H164ZM67 204H68V203H67ZM67 204H66V205H67ZM79 204H80V203H79ZM132 204H133V203H132ZM18 205H19V203H18ZM153 205H154V203H153ZM159 205H161V204H159ZM94 206H95V205H94ZM165 206H166V205H165ZM81 207H82V206H81ZM88 207H89V206H88ZM122 207H123V206H122ZM163 207H164V206H163ZM185 207H186V206H185ZM104 208H105V207H104ZM115 208H116V206H115ZM115 208H114V209H115ZM159 208H160V207H159ZM30 209H31V208H30ZM102 209H103V208H102ZM194 209H195V208H194ZM87 210H88V209H87ZM122 210H123V209H122ZM157 210H158V209H157ZM177 210H178V209H177ZM226 210H227V209H226ZM141 211H142V210H141ZM26 212H27V210H26ZM107 212H108V211H107ZM110 212H111V211H110ZM135 212H136V211H135ZM161 212H162V211H161ZM95 214H96V213H95ZM95 214H94V215H95ZM134 214H135V213H134ZM136 214H137V213H136ZM181 215H182V214H181ZM79 216H80V215H79ZM91 216H92V215H91ZM123 216H124V215H123ZM144 216H145V215H144ZM177 216H178V215H177ZM64 217H65V216H64ZM86 217H87V216H86ZM92 217H93V216H92ZM82 218H83V217H82ZM116 218H117V217H116ZM141 218H142V217H141ZM167 218H169V217H167ZM68 219H69V218H68ZM108 219H109V218H108ZM81 220H82V219H81ZM83 220H84V219H83ZM93 220H94V219H93ZM164 220H165V219H164ZM88 221H89V220H88ZM120 221H121V220H120ZM128 221H129V220H128ZM134 221H135V220H134ZM136 221H137V220H136ZM234 221H235V220H234ZM23 222H24V221H23ZM79 222H80V221H79ZM94 222H95V221H94ZM105 222H106V221H105ZM107 222H108V221H107ZM109 222H110V221H109ZM117 222H118V221H117ZM132 222H133V221H132ZM132 222H131V223H132ZM138 222H139V221H138ZM143 222H144V220H143ZM134 223H135V222H134ZM139 223H140V222H139ZM170 223H171V222H170ZM64 224H65V223H64ZM80 224H81V223H80ZM86 224H87V223H86ZM88 224H89V223H88ZM123 224H124V223H123ZM145 224H146V222H145ZM132 225H133V224H132ZM183 225H184V224H183ZM106 226H107V225H106ZM134 226H136V225H134ZM138 226H139V225H138ZM138 226H137V227H138ZM145 226H146V225H145ZM145 226H144V227H145ZM240 226H241V225H240ZM89 227H90V226H89ZM93 227H94V226H93ZM110 227H112V226H110ZM131 227H132V226H131ZM73 228H74V227H73ZM104 228H105V227H104ZM126 228H127V227H126ZM140 228H142V227H140ZM199 228H200V227H199ZM205 228H206V227H205ZM65 229H66V228H65ZM118 229H119V228H118ZM123 229H124V228H123ZM163 229H164V228H163ZM178 229H179V228H178ZM253 229H254V228H253ZM3 230H4V229H3ZM15 230H16V229H15ZM101 230H102V229H101ZM105 230H106V229H105ZM132 230L134 231L135 228L132 229ZM73 231H74V230H73ZM113 231H114V230H113ZM119 231H120V229H119ZM125 231H126V230H125ZM137 231H138V230H137ZM143 231H144V230H143ZM148 231H149V229H148ZM18 232H19V231H18ZM38 232H39V231H38ZM57 232H58V231H57ZM104 232H105V231H104ZM110 232H111V231H110ZM127 232H128V231H127ZM135 232H136V231H135ZM207 232H208V231H207ZM0 233H1V232H0ZM6 233H7V231H6ZM25 233H26V232H25ZM30 233H31V232H30ZM77 233H78V232H77ZM83 233H84V232H83ZM95 233H98V232H95ZM122 233H123V232H122ZM125 233H126V232H125ZM125 233H124V234H125ZM130 233H131V232H130ZM39 234H40V233H39ZM89 234H90V233H89ZM117 234H118V233H117ZM119 234H120V233H119ZM126 234H128V233H126ZM140 234H141V233H140ZM157 234H158V233H157ZM165 234H166V233H165ZM253 234H254V233H253ZM96 235H97V234H96ZM103 235H106V234H103ZM128 235H129V234H128ZM135 235H136V234H135ZM142 235H143V234H142ZM166 235H167V234H166ZM179 235H180V234H179ZM5 236H6V235H5ZM30 236H32V235H30ZM139 236H141V235H139ZM164 236H165V235H164ZM7 237H8V236H7ZM78 237H79V236H78ZM102 237H103V236H102ZM102 237H101V238H102ZM107 237H108V236H107ZM119 237H120V236H119ZM125 237H126V236H125ZM166 237H167V236H166ZM173 237H174V236H173ZM57 238H58V237H57ZM75 238H76V237H75ZM88 238H89V237H88ZM123 238H124V235H123ZM123 238H122V239H123ZM143 238H144V237H143ZM174 238H176V237H174ZM37 239H38V238H37ZM39 239H40V238H39ZM76 239H77V238H76ZM124 239H125V238H124ZM138 239H139V238H138ZM168 239H169V238H168ZM103 240H105V238H104ZM103 240H102V241H103ZM113 240H114V239H113ZM126 240H127V239H126ZM15 241H16V240H15ZM91 241H92V239H91ZM108 241H109V240H108ZM121 241H122V240H121ZM128 241H130V240H128ZM166 241H167V240H166ZM34 242H35V241H34ZM80 242H82V241H80ZM85 242H86V239H85ZM85 242H84V243H85ZM100 242H101V241H100ZM106 242H107V241H106ZM118 242H119V241H118ZM8 243H9V242H8ZM37 243H38V242H37ZM51 243H52V242H51ZM51 243H50V244H51ZM78 243H79V242H78ZM86 243H87V242H86ZM115 243H116V242H115ZM130 243H131V242H130ZM135 243H136V242H135ZM140 243H141V242H140ZM39 244H40V243H39ZM39 244H38V246H39ZM236 244H237V243H236ZM1 245H3V243H2ZM36 245H37V244H36ZM77 245H78V244H77ZM87 245H88V244H87ZM94 245H95V244H94ZM101 245H102V244H101ZM134 245H136V244H134ZM188 245H189V244H188ZM231 245H232V244H231ZM5 246H6V245H5ZM7 246H8V245H7ZM31 246H32V245H31ZM33 246H34V245H33ZM38 246H36V247H38ZM88 246H89V245H88ZM90 246H91V245H90ZM95 246H96V245H95ZM104 246H105V245H104ZM107 246H108V245H107ZM107 246H106V248H107ZM132 246H133V245H132ZM85 247H86V246H85ZM85 247H84V248H85ZM101 247H102V246H101ZM112 247H113V245H112ZM114 247H115V246H114ZM117 247H118V246H117ZM4 248H5V247H4ZM4 248H3V249H4ZM38 248H39V247H38ZM54 248H55V247H54ZM106 248H105V249H106ZM131 248H132V247H131ZM139 248H140V247H139ZM32 249H33V247H32ZM32 249H31V251H32ZM105 249H104V250H105ZM5 250H6V249H5ZM80 250H81V249H80ZM85 250H86V249H85ZM107 250H109V249H107ZM132 250H133V249H132ZM141 250H142V248H141ZM67 251H68V250H67ZM95 251H96V250H95ZM167 251H168V250H167ZM135 252H136V251H135ZM169 252H170V251H169ZM63 253H64V252H63ZM63 253H62V254H63ZM68 253H69V252H68ZM112 253H113V252H112ZM164 253H165V252H164ZM141 254H142V253H141ZM160 254H161V253H160ZM0 255H1V254H0ZM63 255H65V254H63ZM95 255H96V254H95ZM57 256H58V255H57ZM175 256H177V255H175ZM217 256H218V255H217ZM164 257H165V256H164ZM0 258H1V257H0ZM88 258H89V257H88ZM110 258H111V257H110ZM207 258H208V257H207ZM207 258H206V259H207ZM215 258H216V257H215ZM29 259H30V258H29ZM32 259H34V258H32ZM119 259H120V258H119ZM184 259H185V258H184ZM75 260H76V259H75ZM171 260H172V259H171ZM182 260H183V259H182ZM15 261H16V260H15ZM36 261H37V260H36ZM176 261H177V260H176ZM176 261H175V262H176ZM57 262H59V261H57ZM63 262H64V261H63ZM200 262H201V261H200ZM43 263H44V262H43ZM166 263H167V262H166ZM177 263H178V261H177ZM60 264H62V262H61ZM74 264H75V263H74ZM117 264H118V263H117ZM175 264H176V263H175ZM224 264H225V263H224Z\"/></svg>",
	"mask_w": 264,
	"mask_h": 264
}]
</instances>
